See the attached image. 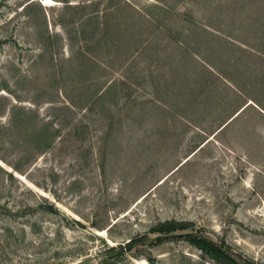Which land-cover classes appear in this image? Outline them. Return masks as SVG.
Instances as JSON below:
<instances>
[{
	"label": "rangeland",
	"instance_id": "obj_1",
	"mask_svg": "<svg viewBox=\"0 0 264 264\" xmlns=\"http://www.w3.org/2000/svg\"><path fill=\"white\" fill-rule=\"evenodd\" d=\"M53 1L0 0V264H264V0Z\"/></svg>",
	"mask_w": 264,
	"mask_h": 264
},
{
	"label": "trees",
	"instance_id": "obj_2",
	"mask_svg": "<svg viewBox=\"0 0 264 264\" xmlns=\"http://www.w3.org/2000/svg\"><path fill=\"white\" fill-rule=\"evenodd\" d=\"M160 232H172L174 231L173 226H162L159 229ZM190 241L196 247L209 254V256L215 260L223 262L225 264H240L237 262L228 252L227 249L223 248L221 245H218L213 240L198 235H189Z\"/></svg>",
	"mask_w": 264,
	"mask_h": 264
},
{
	"label": "bare ground",
	"instance_id": "obj_3",
	"mask_svg": "<svg viewBox=\"0 0 264 264\" xmlns=\"http://www.w3.org/2000/svg\"><path fill=\"white\" fill-rule=\"evenodd\" d=\"M42 3L44 5H50V4L54 3V1L53 0H42Z\"/></svg>",
	"mask_w": 264,
	"mask_h": 264
},
{
	"label": "water",
	"instance_id": "obj_4",
	"mask_svg": "<svg viewBox=\"0 0 264 264\" xmlns=\"http://www.w3.org/2000/svg\"><path fill=\"white\" fill-rule=\"evenodd\" d=\"M156 237H162V235L161 236H156Z\"/></svg>",
	"mask_w": 264,
	"mask_h": 264
}]
</instances>
